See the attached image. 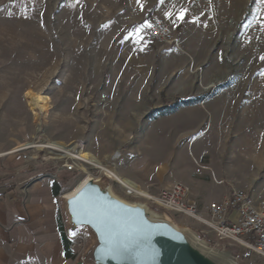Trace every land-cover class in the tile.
Here are the masks:
<instances>
[{"label":"rangeland","instance_id":"374dc122","mask_svg":"<svg viewBox=\"0 0 264 264\" xmlns=\"http://www.w3.org/2000/svg\"><path fill=\"white\" fill-rule=\"evenodd\" d=\"M184 8L181 27L173 29L176 41L163 43L179 58L175 83L161 92L148 86L143 101L125 98L129 91L117 86L134 79L125 75L115 42L132 39L151 46L148 27L135 30L159 18L156 10L180 13ZM106 36L111 40L104 47ZM261 57L264 0H0V137L21 144L41 128L49 141L89 152L108 165L114 161L121 177L150 195L184 185L202 212L235 189L244 190L254 207L264 208ZM27 93L44 95L47 103L31 107ZM114 154L118 158L112 160ZM43 158L38 157V165L23 163L36 166V175ZM56 162L63 160L48 164ZM90 175L120 199L148 204L159 214L160 208L128 194L117 181ZM87 176L61 171L55 181L64 196ZM167 214L216 250L226 246L223 252L232 264L260 263L245 247L213 238L195 219ZM67 234L76 242L77 258L90 238L83 229Z\"/></svg>","mask_w":264,"mask_h":264},{"label":"crops","instance_id":"0c3cea01","mask_svg":"<svg viewBox=\"0 0 264 264\" xmlns=\"http://www.w3.org/2000/svg\"><path fill=\"white\" fill-rule=\"evenodd\" d=\"M156 12L171 28L181 27L178 12ZM109 40L111 37L106 36L101 44L106 47ZM151 43V46L138 45L130 39L123 45L115 42L113 46L125 61V75L134 79L131 84L117 86L129 91L124 97L130 101H143L142 92L150 85L161 92L165 84L172 85L177 79L174 72L180 62L175 51L162 42ZM16 144L18 142H10L8 137H0V152ZM148 168L150 170L151 166ZM61 199L57 181L37 178L30 167L12 155L0 157V264L76 263L75 250L71 248L70 255L67 254L59 228V217L64 225ZM236 218V213L232 212L231 219L236 221Z\"/></svg>","mask_w":264,"mask_h":264},{"label":"water","instance_id":"95a60500","mask_svg":"<svg viewBox=\"0 0 264 264\" xmlns=\"http://www.w3.org/2000/svg\"><path fill=\"white\" fill-rule=\"evenodd\" d=\"M61 201L67 231L73 234L83 229L90 238L75 264H232L223 252L226 246L216 250V245L200 239L196 231L175 225L162 209L155 214L148 204L120 199L98 178L87 176ZM105 221L123 234V241L134 249L131 254L110 253ZM194 240L210 252L200 249Z\"/></svg>","mask_w":264,"mask_h":264},{"label":"built area","instance_id":"2783aa9c","mask_svg":"<svg viewBox=\"0 0 264 264\" xmlns=\"http://www.w3.org/2000/svg\"><path fill=\"white\" fill-rule=\"evenodd\" d=\"M150 24L152 26L148 27L146 31V38L149 41L171 45L176 41L173 28L164 20L153 17ZM68 149L72 151L71 155L66 154ZM75 149L73 146L69 147L61 142L47 140L42 129L37 128L30 141L0 152V157L12 155L16 160L28 163L34 161L38 165L36 160L43 156L44 160L40 162L42 169L37 172V178L58 180L61 171L68 173L83 171L88 176H92L91 172H95L117 181L115 173L111 172V169L116 168L114 161L110 165L101 161L104 167H95L87 160L79 158L76 154L78 151ZM116 158L118 156L114 154L112 160ZM50 160H63V163L58 165L56 162L51 167L48 164ZM85 165L88 166L87 170L83 168ZM32 170H37V167L33 165ZM126 192L131 194L129 190ZM145 198L165 212L180 213L195 219L206 227V233L211 234L213 238L229 240L245 247L258 256L259 264H264V208L254 207L249 195L244 190H232L226 199L210 202L206 205L204 212L199 210L197 203L189 198L187 188L179 183L161 189L158 194H149ZM232 212L236 213V221L231 219ZM71 237L68 235L71 248L74 249L76 242H72ZM78 245L80 244L78 243Z\"/></svg>","mask_w":264,"mask_h":264},{"label":"bare ground","instance_id":"6f19581e","mask_svg":"<svg viewBox=\"0 0 264 264\" xmlns=\"http://www.w3.org/2000/svg\"><path fill=\"white\" fill-rule=\"evenodd\" d=\"M28 94V104L31 107H35V108H43L45 106V104L47 103V97H45L44 95H38V94H32V93H27ZM33 110V109H32ZM72 151L70 149H68V151L66 152L67 155H71ZM78 157L87 160L90 164H92V166L95 167H104L101 160L97 159L96 156H94L93 154L89 153V152H83V151H78ZM116 156H118V154H116ZM251 162H253L252 159H250ZM112 173H115L114 176L116 178V180L118 181V183H120V185L127 191L129 190L130 193L132 194H136L139 195L141 197H146L149 195V193H147L146 191L142 190L140 188V186L133 180L126 178V177H121L116 169H111ZM113 176V175H112ZM153 217H157L154 214H151ZM194 244L196 246H198L200 249H202L203 251L206 252H210L208 249H206L203 245H201L199 242L194 240ZM223 258H225L223 256Z\"/></svg>","mask_w":264,"mask_h":264},{"label":"snow or ice","instance_id":"6c2138e0","mask_svg":"<svg viewBox=\"0 0 264 264\" xmlns=\"http://www.w3.org/2000/svg\"><path fill=\"white\" fill-rule=\"evenodd\" d=\"M209 2H211V0H209ZM137 3H140V0H137ZM161 3H163V0H161ZM141 8H143L142 4H141ZM187 11H188L187 8L182 9L178 14L179 19L183 20ZM165 15H171V13H165ZM151 26L152 25L148 21H145L144 24L140 28H137L135 31L139 33L143 27L150 28ZM261 59L264 60V57H261ZM105 224L109 230V235L111 238L110 253L114 255L131 254L134 251V249L123 241L122 239L123 234L119 231V229L113 225H110L107 221H105Z\"/></svg>","mask_w":264,"mask_h":264},{"label":"trees","instance_id":"16d2710c","mask_svg":"<svg viewBox=\"0 0 264 264\" xmlns=\"http://www.w3.org/2000/svg\"><path fill=\"white\" fill-rule=\"evenodd\" d=\"M53 187H54L53 188L54 193L56 194L57 193V189H56L57 186L55 185ZM59 228L61 230V235H62V238H63L65 250H66L67 254L70 255V251H71V241L68 239V234L66 233L65 226L63 225L60 217H59Z\"/></svg>","mask_w":264,"mask_h":264}]
</instances>
